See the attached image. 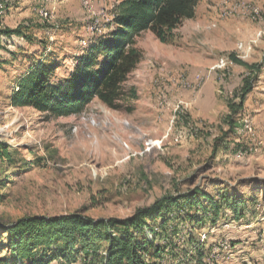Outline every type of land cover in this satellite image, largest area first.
<instances>
[{"label":"rangeland","instance_id":"obj_1","mask_svg":"<svg viewBox=\"0 0 264 264\" xmlns=\"http://www.w3.org/2000/svg\"><path fill=\"white\" fill-rule=\"evenodd\" d=\"M120 1L0 3V29L21 28L31 39L0 40V142L18 147L14 157L25 160L10 171L0 165V181L7 180L0 217L126 219L194 189L214 200L226 191L256 198V220L231 224L232 211L223 207L217 224L197 227L195 237L212 245L218 264H264V0H200L195 19L184 21L170 44L141 34L142 59L124 84L136 97L119 110L94 100L79 115L53 118L9 107L16 80L32 62L55 64L52 82L63 83L101 39L93 37L113 28L110 12ZM230 55L262 70L233 117V132L226 100L248 70Z\"/></svg>","mask_w":264,"mask_h":264},{"label":"trees","instance_id":"obj_2","mask_svg":"<svg viewBox=\"0 0 264 264\" xmlns=\"http://www.w3.org/2000/svg\"><path fill=\"white\" fill-rule=\"evenodd\" d=\"M199 2L121 0L110 12L113 28L93 37L101 39L77 59L63 83L52 82L55 64L32 62L16 80V88L8 98L9 107L31 108L53 118L79 115L94 100L110 109H121L123 101L136 97L135 89L126 93L124 84L142 59L137 38L150 32L161 44H170L179 26L195 19ZM7 7L8 1L4 12ZM13 35L31 40L21 28L0 29V40ZM229 58L248 70L240 88L226 100L227 125L233 132L237 128L233 117L243 110L262 70L234 55ZM14 154L20 155L18 147L0 142V165L7 171L18 163L24 167L25 160L17 162ZM6 184V179L0 181V186ZM257 204L256 198L245 199L226 191L214 200L194 189L177 198L158 200L126 219H93L79 213L25 216L12 222L0 217V253L8 255L0 256V264H218L210 257L212 245L207 241L200 244L195 237L197 227L205 223L214 227L223 207L232 211L231 224L243 220L247 223L243 226H250L258 216ZM150 219L159 222L156 228L148 223Z\"/></svg>","mask_w":264,"mask_h":264},{"label":"bare ground","instance_id":"obj_3","mask_svg":"<svg viewBox=\"0 0 264 264\" xmlns=\"http://www.w3.org/2000/svg\"><path fill=\"white\" fill-rule=\"evenodd\" d=\"M84 3H85L84 5L87 6L89 3V0H84Z\"/></svg>","mask_w":264,"mask_h":264},{"label":"crops","instance_id":"obj_4","mask_svg":"<svg viewBox=\"0 0 264 264\" xmlns=\"http://www.w3.org/2000/svg\"><path fill=\"white\" fill-rule=\"evenodd\" d=\"M104 7H105V3H104ZM108 9H110V8L108 7Z\"/></svg>","mask_w":264,"mask_h":264},{"label":"built area","instance_id":"obj_5","mask_svg":"<svg viewBox=\"0 0 264 264\" xmlns=\"http://www.w3.org/2000/svg\"><path fill=\"white\" fill-rule=\"evenodd\" d=\"M239 154H240V155H242V153H241V152H240Z\"/></svg>","mask_w":264,"mask_h":264}]
</instances>
